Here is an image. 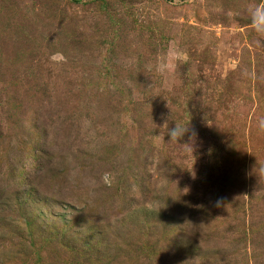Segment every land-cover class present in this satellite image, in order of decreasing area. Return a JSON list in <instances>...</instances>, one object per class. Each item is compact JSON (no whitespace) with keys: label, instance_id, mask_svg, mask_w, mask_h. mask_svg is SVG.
<instances>
[{"label":"rangeland","instance_id":"1","mask_svg":"<svg viewBox=\"0 0 264 264\" xmlns=\"http://www.w3.org/2000/svg\"><path fill=\"white\" fill-rule=\"evenodd\" d=\"M256 4L0 0V264H264Z\"/></svg>","mask_w":264,"mask_h":264},{"label":"clouds","instance_id":"2","mask_svg":"<svg viewBox=\"0 0 264 264\" xmlns=\"http://www.w3.org/2000/svg\"><path fill=\"white\" fill-rule=\"evenodd\" d=\"M248 17L249 22L254 30L259 35H264V6H261L260 4H256L253 7H250L248 9ZM181 54L178 51H172L171 49L164 53L158 60L156 65V71L163 73V72H171L175 68V64L172 62L173 58L180 56ZM58 57L57 55H53L51 59L56 60ZM170 117V116H169ZM168 117V119H169ZM172 127L168 126V120L166 119L160 127H167V133L168 136V143L172 142H183V138L185 137V134H188V145H192L195 143L196 139V133L194 130L190 131V127L185 128L182 124L173 122ZM258 126L261 130H264V118H261L258 121ZM259 170L261 172H264V165L259 166Z\"/></svg>","mask_w":264,"mask_h":264}]
</instances>
